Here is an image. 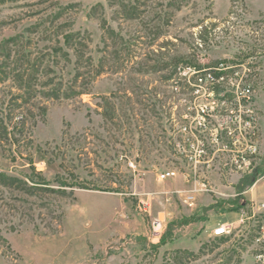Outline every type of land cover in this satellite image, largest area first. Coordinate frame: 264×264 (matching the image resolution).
<instances>
[{
    "label": "rangeland",
    "instance_id": "1",
    "mask_svg": "<svg viewBox=\"0 0 264 264\" xmlns=\"http://www.w3.org/2000/svg\"><path fill=\"white\" fill-rule=\"evenodd\" d=\"M221 61L250 103L215 100L200 128L176 71ZM247 107L236 163L223 131ZM186 123L229 148L188 162ZM0 173V264H260L264 0H0Z\"/></svg>",
    "mask_w": 264,
    "mask_h": 264
},
{
    "label": "built area",
    "instance_id": "2",
    "mask_svg": "<svg viewBox=\"0 0 264 264\" xmlns=\"http://www.w3.org/2000/svg\"><path fill=\"white\" fill-rule=\"evenodd\" d=\"M237 66L230 61H221L215 63L211 66H202V65H190L184 64L177 68L176 73L178 74V81L174 82L175 90H180L179 81H185L192 85L190 88L191 96L194 97L202 96L205 98V102H199L195 105V120L199 123L198 126L200 128L206 126V116L210 115V112L214 111L215 100H218L221 104L226 105L227 110L232 112L233 109H237L239 112L242 110V105H247L250 103V88L249 86L243 85V77L238 78ZM237 76L234 81L233 77ZM194 77V82L191 83V78ZM227 83H231L230 87L223 86L221 82L225 81ZM224 83V82H223ZM243 83V84H242ZM189 88V85L186 84ZM244 107V106H243ZM244 113H238L229 116L230 121H234L236 126L237 135L233 134L234 131L225 129L224 135L225 137H234L232 138L231 144L234 146V149L230 148L235 152L234 162H250L252 160L251 155L256 152V145L251 140V136L256 135V130L254 125V119L251 115H246L250 112V108L247 107ZM211 116V115H210ZM187 116H185V119ZM196 125L195 129L191 127V124H183L181 125V130L184 132H191L195 137V145L191 143L190 147H195L198 153L195 154H186L188 162L198 163L204 159L203 156L207 157V155L213 151L215 145L221 146L222 150H226L228 147L227 143H219V140L223 135L218 134L217 131L213 132L210 136H205L204 131L202 129L198 130ZM251 129V131L246 132V129ZM237 144L244 145V149L247 150L248 154H243L237 147ZM209 156V155H208ZM208 158V157H207ZM214 155L212 153L210 160H213ZM175 176V171H164L158 175V179L164 180L170 177ZM194 200V196L192 194H185L183 197V201L192 205ZM231 225H221L220 228L214 229V235L217 237L227 235L231 232ZM257 243L264 242V226L260 228V231L255 238ZM256 260L260 264H264V253L259 251L256 256Z\"/></svg>",
    "mask_w": 264,
    "mask_h": 264
},
{
    "label": "crops",
    "instance_id": "3",
    "mask_svg": "<svg viewBox=\"0 0 264 264\" xmlns=\"http://www.w3.org/2000/svg\"><path fill=\"white\" fill-rule=\"evenodd\" d=\"M255 181L251 184L250 188L256 194L255 198H257L259 200H264V176H263V178L261 180H259L257 182H255ZM243 201H246V200H243ZM227 204H229V203H226L225 205H227ZM230 225H232V224H230Z\"/></svg>",
    "mask_w": 264,
    "mask_h": 264
},
{
    "label": "trees",
    "instance_id": "4",
    "mask_svg": "<svg viewBox=\"0 0 264 264\" xmlns=\"http://www.w3.org/2000/svg\"><path fill=\"white\" fill-rule=\"evenodd\" d=\"M71 39H72V35H67V36H65V43H66L67 45H69ZM197 66H198V65H197ZM0 178H7V176H5L3 173H0ZM252 183H253V180H252ZM252 183H251V184H252Z\"/></svg>",
    "mask_w": 264,
    "mask_h": 264
}]
</instances>
